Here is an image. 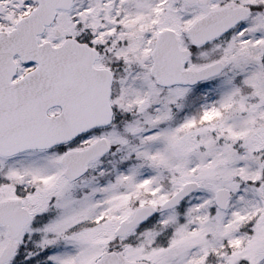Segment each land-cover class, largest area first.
Returning a JSON list of instances; mask_svg holds the SVG:
<instances>
[{
  "label": "snow or ice",
  "instance_id": "1",
  "mask_svg": "<svg viewBox=\"0 0 264 264\" xmlns=\"http://www.w3.org/2000/svg\"><path fill=\"white\" fill-rule=\"evenodd\" d=\"M0 264H264V0H0Z\"/></svg>",
  "mask_w": 264,
  "mask_h": 264
}]
</instances>
